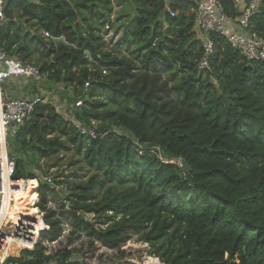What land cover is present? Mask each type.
Wrapping results in <instances>:
<instances>
[{"label": "trees", "instance_id": "obj_1", "mask_svg": "<svg viewBox=\"0 0 264 264\" xmlns=\"http://www.w3.org/2000/svg\"><path fill=\"white\" fill-rule=\"evenodd\" d=\"M219 1L236 20L231 0ZM119 2L117 45L131 58L106 50L99 36L112 0L5 2L0 47L36 65L42 78L34 86L54 88L68 112L44 98L33 120L7 137L15 176L42 174L40 160L71 147L75 169L89 175L66 183L62 215L101 246L119 249L135 234L163 264H264V62L247 61L212 34L210 70H200L195 0H177L174 17L165 0ZM249 30L264 37V0ZM60 37L64 43L52 41ZM73 122L96 124L98 136L79 134ZM39 190L36 207L49 227L42 236L55 241L61 222L45 209L54 191L43 183ZM70 256L46 255L39 244L16 261Z\"/></svg>", "mask_w": 264, "mask_h": 264}, {"label": "built area", "instance_id": "obj_2", "mask_svg": "<svg viewBox=\"0 0 264 264\" xmlns=\"http://www.w3.org/2000/svg\"><path fill=\"white\" fill-rule=\"evenodd\" d=\"M7 0H0V19L3 18L4 4ZM31 1V0H26ZM41 2L43 0H33ZM166 11L171 17L176 15L172 6L177 0H165ZM196 22L202 37L203 58L199 64L200 70L209 71V58L214 51L212 34L225 38L231 48L237 50L247 61L264 62V37L249 30V21L259 12L263 0H231L235 9H239V16L232 20L224 11L219 0H195ZM236 25V26H235ZM238 31L236 30V28ZM47 36V34H45ZM11 78H22L26 81L38 82L42 75L40 69L30 62H20L7 54L0 47V264H24L12 260L10 252L16 249L34 250L46 238L42 233L49 230L45 214L36 207L39 200L32 205L36 212L17 210L14 208L15 199L22 193L35 194L40 188V183L46 184L54 191H66L63 184L57 185L51 176L35 172V177L20 179L15 176V164L7 154V137L19 128L30 123L34 118L36 108L44 103L41 95L27 97H10L3 94L4 84ZM85 88L89 87L85 83ZM81 106V101L75 104ZM79 134L96 138L98 135L94 128L85 127L73 122ZM180 165V161H171ZM37 201V204L35 205ZM68 205L66 204V207ZM28 208V206H27ZM68 208V207H67ZM15 209V210H14ZM46 209V208H45ZM71 258L62 263L50 260L44 264H72Z\"/></svg>", "mask_w": 264, "mask_h": 264}, {"label": "rangeland", "instance_id": "obj_3", "mask_svg": "<svg viewBox=\"0 0 264 264\" xmlns=\"http://www.w3.org/2000/svg\"><path fill=\"white\" fill-rule=\"evenodd\" d=\"M114 7V12L111 14L109 20L105 21V28L99 33V36L102 38L104 44H106V50L113 52L117 56H125L126 58H131L130 54L126 48L122 45H117L120 43L122 36V27L117 26V21L115 20L116 15H118L120 7L119 0H112ZM122 23V22H121ZM46 37V35H44ZM165 78H162L161 81H165ZM171 84V83H169ZM47 86V87H46ZM40 86V95L43 98L52 99L53 104L55 105L58 112L64 117L68 118V112L65 113L64 102L61 101V98L56 93L55 89L49 87L48 85ZM48 100V101H49ZM91 128L96 129V124L92 125ZM64 140V138H62ZM76 154L74 150L69 147V149H60L58 153L50 156L47 159L39 161V165L43 169L42 175L51 176L55 182H63L65 189L67 188V182H72L75 184H83L86 182L89 174H82L75 169L79 164H74L76 160ZM49 168V169H48ZM59 185V183H56ZM54 191V190H53ZM30 192V191H29ZM28 192L27 196H30V201L26 203H19V199L15 201V209L17 210H29L33 211V206L29 205L32 202L33 194L30 195ZM97 191L96 193L100 196L101 194ZM67 190L54 191L53 193L49 192L45 195V208L48 211H54L56 216L59 217L61 222V232L58 238L55 241H48L45 239L42 243L46 247V252L51 256L56 254V252L67 250L71 253V259L73 262H79L82 264H115L121 261L131 262L135 264H163L162 261L155 257L151 253V247L149 244L138 241L137 235L131 234V237L128 241L124 242L119 249H108L100 245L96 240H92L82 229H77L73 226L72 219L68 215H62V212L67 210V207L64 206L66 202L65 195ZM36 199L39 200L41 197L40 190L38 189L35 193ZM29 206H28V205ZM37 204V201L35 205ZM28 206V208H27ZM64 206V207H63ZM61 214V215H60ZM84 218L87 221H91L93 215L84 214ZM105 227V226H103ZM16 250V249H13ZM24 254V250L15 252L12 258L13 260L18 259Z\"/></svg>", "mask_w": 264, "mask_h": 264}, {"label": "crops", "instance_id": "obj_4", "mask_svg": "<svg viewBox=\"0 0 264 264\" xmlns=\"http://www.w3.org/2000/svg\"><path fill=\"white\" fill-rule=\"evenodd\" d=\"M236 26V25H235ZM236 28V27H235ZM238 31V29L236 28ZM33 81H26L22 78H11L3 86V94L10 97L24 98L27 96L40 95L41 89L34 86ZM34 87H37L36 90ZM65 105H62V107Z\"/></svg>", "mask_w": 264, "mask_h": 264}, {"label": "bare ground", "instance_id": "obj_5", "mask_svg": "<svg viewBox=\"0 0 264 264\" xmlns=\"http://www.w3.org/2000/svg\"><path fill=\"white\" fill-rule=\"evenodd\" d=\"M27 194H28V192H26V193H22V194H20L18 197H16V199H15V201L17 200V199H19L20 201H26V196H27ZM30 195H31V193H30ZM26 197V198H25ZM19 202V201H18ZM20 203V202H19ZM23 203H25V202H23ZM22 203V204H23ZM21 204V203H20ZM15 208V207H14ZM15 210V209H14ZM32 213L33 212H36L35 210H33V211H31Z\"/></svg>", "mask_w": 264, "mask_h": 264}, {"label": "water", "instance_id": "obj_6", "mask_svg": "<svg viewBox=\"0 0 264 264\" xmlns=\"http://www.w3.org/2000/svg\"><path fill=\"white\" fill-rule=\"evenodd\" d=\"M52 41H53L55 44H57V43H59V42L64 43V39H63L62 37H60V38H54V39H52ZM15 252H16V250H12V251L10 252V255L13 256V255L15 254Z\"/></svg>", "mask_w": 264, "mask_h": 264}]
</instances>
